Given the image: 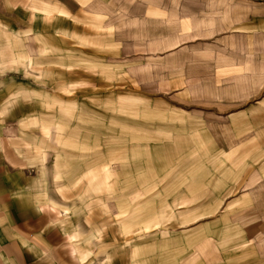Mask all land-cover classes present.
I'll list each match as a JSON object with an SVG mask.
<instances>
[{"label":"rangeland","instance_id":"obj_1","mask_svg":"<svg viewBox=\"0 0 264 264\" xmlns=\"http://www.w3.org/2000/svg\"><path fill=\"white\" fill-rule=\"evenodd\" d=\"M262 64L264 0H0V133L73 264H264Z\"/></svg>","mask_w":264,"mask_h":264},{"label":"crops","instance_id":"obj_2","mask_svg":"<svg viewBox=\"0 0 264 264\" xmlns=\"http://www.w3.org/2000/svg\"><path fill=\"white\" fill-rule=\"evenodd\" d=\"M248 86L244 82V88ZM255 87L259 93L264 84ZM241 90L243 103L258 95ZM257 105L264 110V99ZM254 108L251 117L257 111ZM18 144L12 133H0V264H73L81 252L67 217L61 207L35 198L30 160Z\"/></svg>","mask_w":264,"mask_h":264}]
</instances>
